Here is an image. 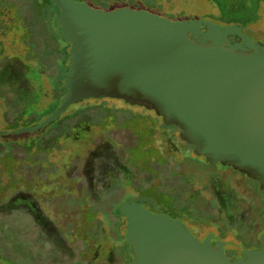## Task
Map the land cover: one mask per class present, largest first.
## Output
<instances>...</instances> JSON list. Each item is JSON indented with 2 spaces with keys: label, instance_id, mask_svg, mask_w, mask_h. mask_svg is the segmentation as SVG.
Segmentation results:
<instances>
[{
  "label": "rangeland",
  "instance_id": "obj_1",
  "mask_svg": "<svg viewBox=\"0 0 264 264\" xmlns=\"http://www.w3.org/2000/svg\"><path fill=\"white\" fill-rule=\"evenodd\" d=\"M76 1L105 11L121 7L147 10L174 21L197 17L221 21L219 11L231 12L238 3ZM25 4L29 2L0 0L1 264H122L121 241L115 236L109 214L114 205L120 209L126 203L139 202L154 213L194 217L197 232L189 228L199 239L212 230L220 232L218 215L197 211L202 199L196 201V181L197 192L218 205L221 202L216 200L214 185L221 186L226 194L225 187L232 185L237 191L228 195V202L235 205L229 225L246 219L249 194L227 176L222 180L218 175L216 182L212 181L210 171L216 172L224 164L207 165L203 160L189 159L193 149L185 146V150L179 136H171L174 129L165 127L155 113L142 107L113 99L87 100L71 106L60 120L40 131L20 132L48 117L65 94L63 81L57 75L50 77L52 56L44 58L41 52L49 46L52 52L58 49V36L47 35L48 18L34 13L33 44H25L21 22L29 10ZM62 55L64 59L66 53ZM64 70L62 66V77L67 72ZM168 158L170 176L161 171ZM176 160L184 162L182 169L174 170ZM19 199L28 201L42 215L50 227L47 232L32 217L12 211L13 202ZM93 209L98 210L96 215L89 214Z\"/></svg>",
  "mask_w": 264,
  "mask_h": 264
},
{
  "label": "water",
  "instance_id": "obj_2",
  "mask_svg": "<svg viewBox=\"0 0 264 264\" xmlns=\"http://www.w3.org/2000/svg\"><path fill=\"white\" fill-rule=\"evenodd\" d=\"M50 1L59 12L62 38L71 46L63 74L67 93L48 117L20 132L40 131L87 100H120L181 128L198 155L248 173L264 191L260 45L244 38L254 51L246 54L247 47L228 42L227 28L210 21H174L129 7L105 11L83 1ZM119 211L128 224L132 264H264V235L262 249H246V260L231 261L223 241L212 246V233L200 241L184 221L141 203H126Z\"/></svg>",
  "mask_w": 264,
  "mask_h": 264
},
{
  "label": "flooded vegetation",
  "instance_id": "obj_3",
  "mask_svg": "<svg viewBox=\"0 0 264 264\" xmlns=\"http://www.w3.org/2000/svg\"><path fill=\"white\" fill-rule=\"evenodd\" d=\"M237 2L238 3H236L235 8L232 9L231 12L229 10L219 11V14L221 15V21H215L214 19L208 17H197L195 20L210 21L227 28L230 34L228 42L232 43L233 47L236 46L237 43H239L241 46L247 47V52H245L246 54L254 53V51L245 44L244 38L251 39L254 43L260 45L261 50H264V0H238ZM203 30L206 31L205 27H203ZM169 126L174 129L171 136L173 138L179 136L181 143L183 144L182 146L185 150V146H188L189 149H193V156L190 155L189 159H197V161L203 160L207 165L217 164L209 163L205 157L198 155L195 151V146L190 142V140L182 136L183 130L181 128L174 125ZM168 161L169 158L163 163L164 170L168 165ZM173 164L175 165L174 170H178L183 168L182 166L184 162H182V160H176ZM218 164L222 163L218 162ZM210 173L212 174L213 182H216L215 179L218 175L222 180H224L227 176L228 179L237 181L238 189L247 192L249 197H247L245 201L247 204L246 219H244L241 223L229 225L228 218H231V214L235 208V205H233L231 201L228 202V195H230V192L233 194V192L237 190L232 185H227L225 188L227 189L228 194H226L225 192H222L221 186L216 187V185H214L216 188V200L221 202L219 205L216 203L217 206L215 207V209H219L217 215L220 218L221 230L220 232L212 230L205 235V238L210 233L215 235L216 238L212 240V246L214 248L217 246V239L223 241L225 243V253L231 259V261H237L239 259L246 260V249L260 250L263 248L262 236L264 235V191L261 189V184L258 180L248 173L231 165H224V167H220V170H216V172L210 171ZM180 177L181 175L177 177V181ZM227 184L230 183L227 182ZM194 185L195 198L197 201V181ZM222 204L224 208L221 207ZM13 205V212H23L27 216L32 217L35 222L39 224V226H42L41 228L44 227V231L46 232L47 229L50 228L48 224L45 223L42 215L37 213L36 210L29 205L28 201L19 199L14 201ZM162 214H168L174 219H180L184 221L188 227L192 226L197 232V219L194 217L191 219L188 216H180L181 214H176L174 212H165ZM195 236L197 237V235ZM205 238L198 239L203 241ZM131 251L130 261L133 263V257H135V255L133 249ZM119 255L121 261H123L124 264L127 253H125L124 250H121Z\"/></svg>",
  "mask_w": 264,
  "mask_h": 264
},
{
  "label": "trees",
  "instance_id": "obj_4",
  "mask_svg": "<svg viewBox=\"0 0 264 264\" xmlns=\"http://www.w3.org/2000/svg\"><path fill=\"white\" fill-rule=\"evenodd\" d=\"M27 1L29 2V5H27V4H25V5L28 6L29 10H26V13H25L26 16H22L23 19H21L22 20L21 22L23 23L22 28L24 30L23 35H22V39L25 41V44H28V43L33 44V30H34L33 27L36 26V23H35L36 18L33 15L34 13H36V15L38 14L39 18L42 15L48 18V19H46L48 21L47 22L48 29L46 27L47 33H48L47 35H51L52 33H55L56 36H58V40H59L58 46L60 44L61 45L54 52H52L51 49H49L50 46L47 50L42 49L41 52H42L44 58H46L48 56L49 57L52 56L51 58L54 61V63L53 62L51 63L52 66H50V68H49L50 77L53 78V75H57L58 79L60 78L61 81H63V77L61 76V74H62L61 68L63 66L64 69H66L64 71H68V68H65V63H66L67 59H69L71 46L68 42H66L62 38L61 27H60V24L57 20L59 17L58 9L50 0H27ZM49 18H50V20H49ZM44 37H46V36H44ZM29 53H33V50L29 51ZM63 53L64 54L66 53L64 59L62 58ZM53 81H54V79H53ZM63 83H64V81H63ZM60 85L61 84H57L56 87H59ZM63 92L65 94L67 93L66 90H64ZM94 101H98V100H94ZM126 105L129 106V104H126ZM143 109L146 110L145 108H143ZM146 111H148V110H146ZM150 112L155 113L154 111H150ZM158 119L162 120L165 127H170V126L165 124V122L162 118L158 117ZM14 124H15V122H14ZM147 166H148V164H147ZM161 171L164 173V175L168 174L170 176V171H168L166 169V167H165V170L162 169ZM176 182H178V181L176 180ZM176 182L173 185H175ZM199 199H202L203 203L201 202L200 204H197L198 205L197 211H199L203 215H207V214L217 215L218 214L217 209H215V207L217 206L216 202L211 200V198H209L208 195H206L204 193H200L198 191L197 192V200L200 201ZM111 209L112 210H111V213L109 215L111 217H113V225H114L113 230L116 233L115 236L117 237V239L120 238L121 250H124L125 253H127L126 260H125L124 264H132V262L130 261V256H131L130 253L132 252L131 250L133 249V247L130 245L129 241L127 240V232H128L127 220L122 216L121 212L119 211L120 209H117V205H114L113 207H111ZM93 210H90L89 214L94 213L96 215L98 210L97 209H93ZM215 210H216V213H214ZM199 223H201V222H199ZM123 228H125V234H122ZM122 264H123V261H122Z\"/></svg>",
  "mask_w": 264,
  "mask_h": 264
}]
</instances>
